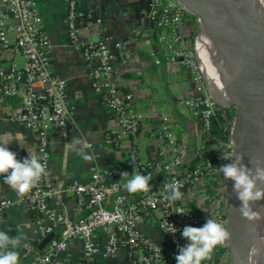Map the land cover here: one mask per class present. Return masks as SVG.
Segmentation results:
<instances>
[{
    "label": "built area",
    "instance_id": "1",
    "mask_svg": "<svg viewBox=\"0 0 264 264\" xmlns=\"http://www.w3.org/2000/svg\"><path fill=\"white\" fill-rule=\"evenodd\" d=\"M151 5L154 12L161 10L158 44L164 52L167 66L171 69L186 67L195 79H200L195 53L182 33L183 23L196 16L178 0H151ZM77 17L76 1L69 0L65 14L69 38L82 51L83 59L88 64L93 63L90 65L92 87L113 117L105 133V143L115 149L126 146L133 171L151 174L149 187L131 195L125 188L126 182H108L103 171L93 167L88 180L75 181L70 187L76 208L87 209V214L72 220L67 213L53 209L50 201L57 191L50 169L49 141L54 129L65 130L69 123L68 83L53 68L50 40L43 30V17L37 0H0V55L9 57V65L0 66V91L18 98L9 120L36 131L38 147L35 154L45 165L40 179L17 200L0 198V216L15 202H23L31 211L38 212L40 224L42 219L48 221L42 226L45 235L54 232L57 225L63 226L60 235L55 236L43 251H38L32 243L24 245L22 255L29 258L27 264H70L60 255L76 237L82 238L84 243L83 258L78 264H98L95 262V235L98 231L108 236L104 255L114 253L124 243L129 249V264H163L162 248L148 242L139 228L142 211H160L164 231L168 222L175 224L179 231L166 234L177 247L187 242L181 236L185 225L202 226L211 216L225 226L228 195L225 178L218 166L227 162L221 159L220 150L232 149L224 148L230 144L228 137L214 138L212 131L215 117L219 115L224 119L228 113L216 108L214 100L205 94L180 96L179 103L200 120L194 153L190 154L187 142L180 140L170 129L171 118L162 110L159 113L161 126L154 135L157 139L155 153L150 159H140L131 138L141 133L145 115L135 107L133 92L123 88L118 81L112 64L117 58L122 62L128 61L130 52L122 41L111 40L105 33L82 45ZM195 19L198 21L197 17ZM94 22L101 23L102 20L96 18ZM16 54L24 58L23 64L13 62L11 58ZM222 126L224 131L228 129V124ZM83 146L92 148L93 143L85 141ZM219 147L221 149L215 151ZM27 155L22 154L20 159ZM213 181L219 185V192L214 197L210 196ZM173 182L182 185V198L178 201L167 198L170 189L166 185ZM212 197L214 208L207 213L203 204ZM109 199L111 203L107 204ZM209 262L210 259L204 264Z\"/></svg>",
    "mask_w": 264,
    "mask_h": 264
},
{
    "label": "crops",
    "instance_id": "2",
    "mask_svg": "<svg viewBox=\"0 0 264 264\" xmlns=\"http://www.w3.org/2000/svg\"><path fill=\"white\" fill-rule=\"evenodd\" d=\"M75 1L78 9L76 25L82 45L97 40L101 33H105L111 40L122 41L125 49L130 52L128 61L122 62L117 58L112 64L116 69L118 81L123 88L133 92L135 107L145 115L141 133L131 138L138 157L147 160L155 153L157 139L154 135L161 126L159 113L162 110L171 118L170 129L180 140L187 142L188 151L193 154L200 120L188 108L181 105L178 98L183 95L200 94L203 83L201 78L195 79L186 67L171 69L167 66L164 52L158 44L160 28L152 19L159 11L154 12L151 0ZM37 2L43 17V30L50 40L53 68L68 83L67 104L70 110L67 128L54 129L50 134V169L57 191L50 203L53 209L65 212L72 220H76L88 211L76 208V199L70 190L75 181L88 180L93 167L102 170L104 179L108 182L116 180L126 182L134 171L129 165L130 151L126 146L115 149L105 143V133L113 122V117L92 87L90 65L93 63L88 64L83 59L82 51L69 38L65 20L69 0H37ZM96 18H101L102 22H94ZM191 25V21H185L182 25V33L187 42ZM8 58L0 55V66L7 67ZM11 59L19 65L24 62V58L19 54ZM156 59L159 62H156ZM17 103V97L8 96L0 91V138L5 139L8 147L20 158L22 154L28 153L25 149H34V151L37 149L38 138L36 131L9 120V114ZM222 132L221 118L218 115L214 119L212 136L224 138ZM5 133L8 135L5 136ZM16 133H22L23 138L17 139ZM85 141L92 142L93 147L85 148L83 146ZM210 154L211 157H215L214 154ZM124 171L129 175L122 176L121 173ZM213 182L210 196L214 197L219 192V185ZM127 192L131 195L138 193ZM21 195L6 184L0 175V198L17 200ZM213 197L203 204L207 213L214 208ZM106 203L110 204L111 199ZM38 219V212L31 211L23 202H15L0 216V229L7 231L10 236L20 238L16 247L19 264H27L29 261V258L20 254V249L26 243L36 245L38 251L45 250L49 244L40 248V243L46 236L42 226L48 221L42 219L40 224ZM62 227V225L55 227V236L60 235ZM139 228L148 242L162 248L163 264H176L174 253H177L179 248L169 240L162 228L160 211L155 209L142 211ZM107 241L106 233L102 231L96 233L95 262L129 264V249L124 243H121L114 253L104 255ZM83 254V239L76 237L71 239L60 257L70 264H78ZM209 264H228L227 252L223 244L216 246Z\"/></svg>",
    "mask_w": 264,
    "mask_h": 264
},
{
    "label": "water",
    "instance_id": "3",
    "mask_svg": "<svg viewBox=\"0 0 264 264\" xmlns=\"http://www.w3.org/2000/svg\"><path fill=\"white\" fill-rule=\"evenodd\" d=\"M195 15L208 34L223 42L228 50L245 62V71L237 82L236 93L243 102L244 115H238L240 107L236 104L235 117L228 136L232 151L243 155V163L249 167L246 151L251 146L264 143V92L258 77L250 72L247 57L264 62V20L260 16V0H178ZM233 6L245 7L255 20L254 25H240L224 19L220 9ZM161 10L153 17L157 24ZM249 72L248 76L247 73ZM231 104V105H232ZM244 131H239V123ZM235 159V157H233ZM228 195V212L225 227L230 238L223 244L228 257V264H253L256 249L255 231L264 229V200L252 204L257 217L248 219L240 211V201L232 189V181L225 179ZM55 232L47 234L40 243V248L49 243ZM174 244V243H173ZM175 245V244H174ZM176 246V245H175Z\"/></svg>",
    "mask_w": 264,
    "mask_h": 264
},
{
    "label": "clouds",
    "instance_id": "4",
    "mask_svg": "<svg viewBox=\"0 0 264 264\" xmlns=\"http://www.w3.org/2000/svg\"><path fill=\"white\" fill-rule=\"evenodd\" d=\"M16 138L22 139V133H16ZM224 148L231 149L232 145L226 144ZM25 150L28 155L20 159L8 147V142L0 138V175L18 195L27 192L45 172V165L37 158L34 149ZM220 152L221 159L227 162L219 165L218 170L225 179L232 181V189L240 201L242 215L248 219L257 217L258 213L253 211L252 204L264 200V187L261 186L264 184V167L257 166L252 169L242 162V154L223 149ZM121 175L128 176L129 173L124 171ZM151 179V174L134 172L126 181L125 188L132 193L145 191ZM166 187L170 189L167 196L170 201L182 198V185L173 182ZM177 231L179 229L175 224L168 222L165 232L175 234ZM181 236L187 242L182 246L178 245L179 251L174 253L176 264H204L211 258L216 246L224 244L230 238V232L224 224L210 216L202 226L185 225ZM19 239L18 236H10L7 231L0 229V264H19V253L16 251Z\"/></svg>",
    "mask_w": 264,
    "mask_h": 264
},
{
    "label": "bare ground",
    "instance_id": "5",
    "mask_svg": "<svg viewBox=\"0 0 264 264\" xmlns=\"http://www.w3.org/2000/svg\"><path fill=\"white\" fill-rule=\"evenodd\" d=\"M261 1L260 16L264 20V0ZM220 15L229 21L240 25H254L255 20L242 6H233L220 9ZM196 54L202 76L207 82L208 89L213 99L225 106L239 102L238 115H244L243 102L236 93V86L242 73L245 71V62L233 55L227 46L208 34L201 27L195 39ZM250 72L255 74L264 92V62L247 57ZM249 72L247 73L248 76ZM239 131H244V125L239 123ZM249 167H264V143L261 146H251L246 151ZM259 183V182H258ZM264 187V184H261ZM256 249L253 256V264H264V229L255 231Z\"/></svg>",
    "mask_w": 264,
    "mask_h": 264
},
{
    "label": "rangeland",
    "instance_id": "6",
    "mask_svg": "<svg viewBox=\"0 0 264 264\" xmlns=\"http://www.w3.org/2000/svg\"><path fill=\"white\" fill-rule=\"evenodd\" d=\"M192 25H191V28H190V33H189V36H188V44L189 46L193 49L194 53H195V59H196V62H197V66H198V71H199V74L201 75V81L203 83V89L201 91L202 94H205L207 95L208 97L212 98V95L208 89V86H207V82L205 81L204 77L202 76V73H201V70L199 68V64H198V59H197V54H196V46H195V39H196V36L199 34L200 32V29H201V26H200V23L199 21H197L195 18L191 21ZM214 100V99H213ZM215 105H216V108H222L224 110L227 111L228 113V116L224 119H221V125L222 124H228V129L226 131H224V128L222 126V130H223V135H224V138L228 137L230 132H231V129H232V126H233V121H234V117H235V110H236V107L237 105L236 104H232V105H229V106H225L217 101H215Z\"/></svg>",
    "mask_w": 264,
    "mask_h": 264
},
{
    "label": "trees",
    "instance_id": "7",
    "mask_svg": "<svg viewBox=\"0 0 264 264\" xmlns=\"http://www.w3.org/2000/svg\"><path fill=\"white\" fill-rule=\"evenodd\" d=\"M195 18H196V17H195ZM220 149H221V147H219V148H218V149H216L215 151H217V150H220ZM23 251H24V247L20 249V254H22V253H23Z\"/></svg>",
    "mask_w": 264,
    "mask_h": 264
}]
</instances>
